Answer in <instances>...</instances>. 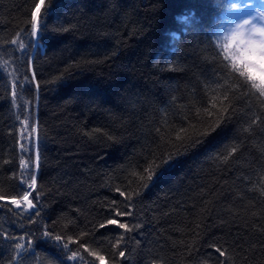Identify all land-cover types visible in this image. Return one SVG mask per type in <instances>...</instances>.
Wrapping results in <instances>:
<instances>
[{
  "label": "trees",
  "instance_id": "trees-1",
  "mask_svg": "<svg viewBox=\"0 0 264 264\" xmlns=\"http://www.w3.org/2000/svg\"><path fill=\"white\" fill-rule=\"evenodd\" d=\"M37 2L0 0V194H14L21 157L34 159L20 150V120L29 116L40 134L41 195L32 199L41 216L33 224L27 214L14 216L13 205L0 209V229L33 233L35 258L26 253L25 264H59L61 250L44 231L64 242L99 239L105 264H264V97L224 68L212 44L219 0H46V46L20 52L9 42L18 32L31 42ZM181 15H192L193 25ZM61 28L68 30H54ZM28 56L35 82L23 79L31 77ZM225 90L229 114L218 133L177 154V130L214 119L205 109L215 112L211 97L219 91L222 99ZM168 152L172 166L144 189L133 172ZM117 187L140 191L133 215L116 217L141 224L124 233L126 258L113 256L109 243L121 229L94 227L112 208L127 210ZM9 243H0V264H16ZM69 247L79 249L82 264H101L78 243Z\"/></svg>",
  "mask_w": 264,
  "mask_h": 264
},
{
  "label": "snow or ice",
  "instance_id": "snow-or-ice-1",
  "mask_svg": "<svg viewBox=\"0 0 264 264\" xmlns=\"http://www.w3.org/2000/svg\"><path fill=\"white\" fill-rule=\"evenodd\" d=\"M46 0H38L37 3L34 4V10L31 12L30 16V31L27 32V37L30 39V43L26 42L25 39L21 38L20 33L18 32L16 38L12 39L9 43L11 45L16 46V49L20 52H25L26 48L31 47L35 49L37 52H42L44 47L46 46V37L45 31L47 30V17L51 15L50 3L46 8ZM43 11V16H41V10ZM179 22L183 25L191 27L193 25V16L192 15H181L177 18ZM55 31H67V28L54 29ZM172 37V40L178 39V34L176 32L168 33ZM7 63V61H5ZM27 70L31 72V77L25 75L23 79L25 81H36V73L33 70V57L28 56L26 61ZM224 68L227 69L228 65H224ZM243 84L244 82H240ZM17 87V81L14 80L12 82V98L13 103H15V98L17 96V92L15 91ZM19 87L23 90L25 85L19 84ZM36 88H39V84H36ZM251 88H254L251 86ZM256 89V88H254ZM260 97H264V91L258 90ZM225 101H229L228 91L225 90L223 93V98L221 99V93L216 91V94L211 97V109H215L213 112L209 109H205L207 114L214 119L210 122L203 124L202 126H191L190 128L181 127L176 132L175 143L173 147L176 149V153L180 154L183 150L187 148L195 147L198 144L203 143V140L211 137L218 133V130L221 127V124L224 122L226 115L229 114L230 104H225ZM17 119H20L17 117ZM29 116H24L23 119L20 120V124L23 126L22 132L20 135V139L24 141V143L20 144V150L24 154L34 153V159L31 155H28V158L25 159L23 156L19 161V166L21 171L19 172L18 184L15 186L14 194L11 195H3L0 194V201H7L6 204H0V209H4L8 212H13L12 208H9L8 205L15 206L16 209H20L18 212H13L14 216L23 217L25 214L28 216V223H37L36 220L32 219V217H40L41 212L38 210V203H34L32 196L33 193L36 192L35 199L38 201L41 195L40 192L37 191V173L40 167V134L38 130V123H32L29 128ZM159 132V129H157ZM244 131H248L247 128ZM237 149L232 147L228 155L236 152ZM227 157H225L226 159ZM174 159V154L172 152H168L167 154L154 155L153 158L147 161L143 171L141 173L133 172V175L138 177V180L142 183V187L147 189L149 184L154 180L163 176L164 171H166L165 166H172V161ZM7 163V161H5ZM162 169L164 171H162ZM116 192L119 193L121 197H124L127 201V204L124 205L126 211L121 210L119 207L112 208L111 214L105 218H103L98 224L94 225L95 230L99 231L105 229L109 226L114 228L121 229L122 231L119 233L113 232L111 235L117 237L115 242L109 241L111 243L112 249L116 250L112 253L113 256L117 258H126L125 251L121 248V243L125 241L124 233L132 232L135 229H139L141 227L140 223H132L130 226L129 222H122L118 220L116 217H131L133 215V197L139 196L140 191L133 190L129 192L122 191L120 187L115 189ZM117 201H112V204H117ZM23 205V207H22ZM31 210V211H30ZM37 232L40 231V228L36 229ZM33 233L26 232L24 234L15 235L10 234L5 230L0 229V243L4 241L14 242L9 243L6 246L13 249L16 257V264H25L26 256L25 254H30L33 258H35V249L32 248ZM43 237H47L56 242V247L60 248L62 257L57 256V260L59 264H66V261H72L74 264H82L85 261V257L80 253L79 249H72L69 247L71 243H78L79 248L83 249L84 252L88 253L89 256L95 258V260L100 261L101 264H105V255H102L100 252V248L102 247V243L99 239L93 241L92 243L85 242L79 243V240H74L72 237H68L67 242H64V238L61 235H53L49 231H44L42 233ZM84 235H89L88 232L81 233V237ZM26 236L28 237L26 240ZM26 241V242H25ZM94 245V247H93ZM219 252L220 256H225V251L220 248L215 249ZM112 260V257H109ZM112 264H119V259L112 260Z\"/></svg>",
  "mask_w": 264,
  "mask_h": 264
},
{
  "label": "clouds",
  "instance_id": "clouds-1",
  "mask_svg": "<svg viewBox=\"0 0 264 264\" xmlns=\"http://www.w3.org/2000/svg\"><path fill=\"white\" fill-rule=\"evenodd\" d=\"M214 30L212 44L231 71L264 91V8L252 0H219Z\"/></svg>",
  "mask_w": 264,
  "mask_h": 264
},
{
  "label": "rangeland",
  "instance_id": "rangeland-1",
  "mask_svg": "<svg viewBox=\"0 0 264 264\" xmlns=\"http://www.w3.org/2000/svg\"><path fill=\"white\" fill-rule=\"evenodd\" d=\"M252 2L254 3L255 6H258V7H261V8H264V4H263V0H252ZM251 11V10H249ZM15 207V206H14ZM23 207V205H22ZM31 211V210H30Z\"/></svg>",
  "mask_w": 264,
  "mask_h": 264
}]
</instances>
